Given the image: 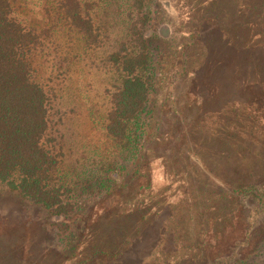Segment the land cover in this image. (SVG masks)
Instances as JSON below:
<instances>
[{"label":"rangeland","instance_id":"374dc122","mask_svg":"<svg viewBox=\"0 0 264 264\" xmlns=\"http://www.w3.org/2000/svg\"><path fill=\"white\" fill-rule=\"evenodd\" d=\"M48 1L20 0V15L51 31L41 75L67 72L55 128L75 207L63 225L0 183V264H236L264 230V200L231 193L244 167L264 194V0H87L97 45L62 29ZM134 26L155 72L136 157L106 131V58L132 50Z\"/></svg>","mask_w":264,"mask_h":264},{"label":"trees","instance_id":"16d2710c","mask_svg":"<svg viewBox=\"0 0 264 264\" xmlns=\"http://www.w3.org/2000/svg\"><path fill=\"white\" fill-rule=\"evenodd\" d=\"M48 4L52 14L62 21V29L98 44V29L87 0H49ZM20 7V0H0V183L62 218L60 224L67 225L64 219L75 204L60 174L59 132L55 126L62 123L66 112L60 110L63 99L54 88L57 74L64 81L67 72L53 73L50 69V76L41 75L39 60L51 31L49 34V30L25 22ZM132 37V50L122 47L106 58L116 76L106 131L136 157L147 131L143 115L155 85V72L148 41L140 27H133ZM45 55L51 60V54ZM62 61H66L65 56L58 63ZM263 155L253 158L263 160ZM240 169L231 173V193L264 200V194H258L252 186L256 174L249 168ZM96 181L98 191L109 187L108 178L100 176ZM249 233L248 251L236 264H264V230Z\"/></svg>","mask_w":264,"mask_h":264}]
</instances>
